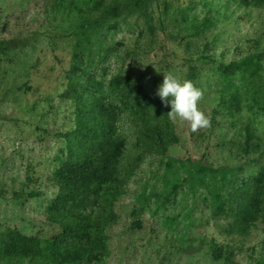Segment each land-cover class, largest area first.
Instances as JSON below:
<instances>
[{
  "label": "rangeland",
  "instance_id": "obj_1",
  "mask_svg": "<svg viewBox=\"0 0 264 264\" xmlns=\"http://www.w3.org/2000/svg\"><path fill=\"white\" fill-rule=\"evenodd\" d=\"M0 0V245L9 229L64 240L47 209L54 175L67 151L56 136L73 125L61 95L130 76L156 94L164 73L203 90L211 124L192 132L177 120V141L147 155L116 203L109 253L59 264H264V222L246 236L229 233L235 190L264 166V7L237 0ZM255 55L258 73L226 80L221 69ZM241 99L229 111L232 93ZM258 99L256 103L254 99ZM128 155L135 125L124 116ZM253 138L247 143V125ZM204 158L221 173L194 171ZM0 264H53L3 257Z\"/></svg>",
  "mask_w": 264,
  "mask_h": 264
},
{
  "label": "trees",
  "instance_id": "obj_2",
  "mask_svg": "<svg viewBox=\"0 0 264 264\" xmlns=\"http://www.w3.org/2000/svg\"><path fill=\"white\" fill-rule=\"evenodd\" d=\"M107 0H97L94 9H102ZM244 6L264 7V0H237ZM2 48V45H0ZM255 55L226 64L221 74L226 80L240 72L255 76L261 68ZM74 107L73 125L56 136L67 140V151L54 175L59 187L47 209L48 221L61 227L64 240H42L17 229H9L0 245L3 257L36 258L59 264L60 258L94 260L109 253L108 230L114 224L116 203L126 190L136 167L147 155L163 156L176 143L174 123L160 97L150 94L132 77H114L108 85L88 79V88H71L61 95ZM256 103L258 99L253 98ZM241 99L232 93L229 111L239 109ZM128 116L135 125L133 155H128V141L121 132V122ZM247 125V143L253 138ZM223 166L212 167L204 158L190 162L194 171L221 173ZM231 223L227 231L248 235L259 221L264 222V166L250 180L244 181L230 200Z\"/></svg>",
  "mask_w": 264,
  "mask_h": 264
},
{
  "label": "clouds",
  "instance_id": "obj_3",
  "mask_svg": "<svg viewBox=\"0 0 264 264\" xmlns=\"http://www.w3.org/2000/svg\"><path fill=\"white\" fill-rule=\"evenodd\" d=\"M158 95L165 106L171 105L167 113L169 120H177L190 124L192 132H198L211 124V118L200 109L199 102L203 99V90L191 80H181L177 75L164 73L162 84L159 86Z\"/></svg>",
  "mask_w": 264,
  "mask_h": 264
}]
</instances>
